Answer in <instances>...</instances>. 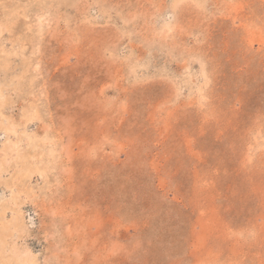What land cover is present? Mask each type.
Listing matches in <instances>:
<instances>
[{
    "label": "rangeland",
    "instance_id": "rangeland-1",
    "mask_svg": "<svg viewBox=\"0 0 264 264\" xmlns=\"http://www.w3.org/2000/svg\"><path fill=\"white\" fill-rule=\"evenodd\" d=\"M0 264H264V0H0Z\"/></svg>",
    "mask_w": 264,
    "mask_h": 264
}]
</instances>
